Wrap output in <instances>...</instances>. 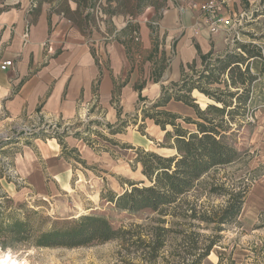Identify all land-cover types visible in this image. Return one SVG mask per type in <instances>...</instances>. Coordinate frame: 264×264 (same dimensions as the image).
<instances>
[{
  "label": "trees",
  "instance_id": "16d2710c",
  "mask_svg": "<svg viewBox=\"0 0 264 264\" xmlns=\"http://www.w3.org/2000/svg\"><path fill=\"white\" fill-rule=\"evenodd\" d=\"M81 1L85 6L88 0ZM100 0L91 4V10L77 25L83 36L90 38L93 31L90 25L98 31V22L94 10ZM248 5V3H246ZM104 13V10H103ZM84 23L87 25L85 27ZM154 29V28H153ZM138 31L128 26L116 41L122 44L130 62L133 60V50L138 52V46L133 45L132 33ZM254 38V37H252ZM202 69L196 70L197 63L187 65L182 69V78L173 84L172 90L163 88L160 98L150 107H143L128 120H122V110L117 109L118 123L104 125L99 121L90 122V126L105 129L112 137L123 134L142 115V121L151 120L166 133V144L160 145L175 152L173 156L164 157L144 149L122 146L123 149L134 150L135 163L142 168V174L151 184L142 186L128 183L130 190L122 195L110 192L108 202L115 208L132 215L147 213V224H132L129 227L116 229L111 222L100 215L90 214L71 221L54 223L47 229L37 227L34 218L37 212H28L24 206L15 207L7 194L0 193V248H13L17 245H29L34 248H65L77 249L92 244L120 243L119 255L125 251V264H203L211 255L213 249L222 241V233L241 215L245 205L248 188L231 189L227 181L216 178L217 172L234 164L239 156L238 134L241 126L233 128L227 123L230 115L240 116L243 121L254 114V93L259 85L258 80H264V46L243 44L236 42L232 52L215 57L212 52L203 55L197 47ZM159 41L154 40V48L147 61L154 62L151 80L161 82L167 66L165 53H161ZM235 61L228 79H219L218 67ZM251 61V63H249ZM144 64V63H143ZM243 68H245L243 70ZM187 71H190L189 74ZM116 86L112 96V105L120 103L121 91L127 85ZM217 84L220 87L212 88ZM146 88V81L134 87L139 93V101L145 102L142 96ZM236 89L232 91L231 89ZM197 91L213 103L202 109L196 104L192 94ZM261 105H264V85H261ZM171 101L183 103L192 108L197 117H181L167 107ZM99 107V100L95 101L90 113ZM231 110V111H229ZM41 112V107L37 110ZM141 112V114H140ZM181 120L194 131L185 129ZM78 124L72 126L73 129ZM91 127L86 134H92L103 141L118 146L113 141ZM168 127L172 130L168 131ZM141 128V132H143ZM69 128L47 134L61 147V157L67 159L71 154H79L76 148L70 149L65 139L85 142L96 153H113L107 147L94 148L92 142L84 137L83 131L70 132ZM45 130L32 133L30 139L44 138ZM13 140L2 142L0 149L13 144ZM84 164L83 161H80ZM212 173H214L212 175ZM9 182L12 178L5 176ZM207 179V180H206ZM206 180V181H205ZM199 188L201 193L190 199ZM216 197L223 203L217 206H207V202L199 201ZM25 211V212H24ZM169 226V227H167ZM171 244L172 251L166 255V248ZM223 257L219 264H222Z\"/></svg>",
  "mask_w": 264,
  "mask_h": 264
},
{
  "label": "rangeland",
  "instance_id": "374dc122",
  "mask_svg": "<svg viewBox=\"0 0 264 264\" xmlns=\"http://www.w3.org/2000/svg\"><path fill=\"white\" fill-rule=\"evenodd\" d=\"M176 2L177 0H173V3ZM225 8L227 16L230 15L229 17L234 21V27L222 33L225 50L232 52L236 42L264 46V0H228ZM151 28L153 40L159 41L161 50L158 28L156 29L155 26ZM97 32L100 33L101 40L99 48L102 47V43L109 45L115 42L117 37L124 40L121 33L112 28L108 17ZM134 34L139 35L138 42L135 41ZM91 39H86L89 49L93 47ZM132 39L133 45L137 44L139 47L141 43L139 31H133ZM56 51L57 47L53 53ZM133 53L135 55L132 57L131 65L133 68L138 67L140 74L145 77V70L141 69L142 58L138 57L136 49ZM162 53L165 52L162 50ZM72 56H80V51L72 52ZM107 60L108 57L103 56L98 57L97 60L91 55L89 58L88 70L97 71L93 85L97 91L95 95L100 97V100L98 73L101 71V66L105 68ZM98 61L102 63L101 66ZM197 63L196 70L202 69L201 60ZM187 65L177 68L173 64V76L169 73L162 81V85L156 87L151 80L153 72L147 79L144 77L140 79L135 85L146 81V91L142 93L146 99L145 102L139 101L134 85L126 92L129 95H124L123 103L112 106L101 104L100 101L101 108H94L91 113L92 104L82 99L78 104V116L71 121H66L59 116L49 119L37 116L32 120L21 119L1 123L3 115L0 113V145L7 140H13V144L0 149V193L7 194L15 207L24 206L28 212H37L39 216L33 220L35 225L42 229H47L54 223L71 221L90 214L107 218L116 229L129 227L132 224H147L149 216L147 213L135 216L122 212L108 202V198L110 192L122 195L126 190H130L128 183H143L140 187L151 185L143 176L141 166L135 163V151L123 149L122 146L141 148L147 152L170 157L175 152L160 146L166 144V133L151 120L143 122L142 115L136 123L131 121L123 134L114 137L110 136L105 129L91 127L89 124L92 121H99L104 125H116L118 123L117 107L122 110V120L130 119L144 106L150 107L160 98L163 88L172 90L173 84L181 80L182 69L187 68ZM234 65L235 61H231L219 66L217 68L219 79H228ZM129 70L125 73L126 76H130ZM187 72L191 74L190 71ZM117 82L121 85L122 79ZM258 83L254 93L255 109L253 110L255 111L252 117H247L245 121L234 114L226 118L227 123L233 128L241 126L237 137L240 156L234 164L217 172L216 176L218 179L227 181L228 188H235V190L248 188V196L240 217L222 233L220 245L213 249L210 257L203 264H219L221 257H223L222 264H264V105L260 102L261 85H264V80L259 79ZM218 87L220 86L217 84L212 85V88ZM192 97L202 109L213 103L197 91L192 94ZM166 110L181 117L197 119L194 110L183 103L171 101ZM178 123H182L185 129L195 130L193 126H188L181 120ZM74 124H78L75 129L72 128ZM88 127L99 131L107 140L113 141L118 146L92 134H86ZM142 127H144L143 132L140 131ZM65 128H69L72 132L83 131L84 137L92 142L94 148L107 147L113 156L110 153H96L85 142L68 137L65 142L70 149L76 148L79 154H71L67 159L62 158L58 142L50 139L47 134L63 131ZM40 129L45 130L44 138L30 139V135L33 132H39ZM171 130L168 127V131ZM38 140L49 146L50 158L45 157ZM57 173H60L63 178L69 174V180L66 183L62 182L56 178ZM4 175L11 177L12 182L4 178ZM200 193L201 190L197 188L190 199L194 200ZM199 201L207 202V206L223 203L220 198H205L204 195L199 197ZM120 250L118 242L95 243L77 249H39L29 245H17L13 248H0V256L18 264H125L122 261L126 256L125 251L119 255ZM171 251V244H169L166 255L169 256Z\"/></svg>",
  "mask_w": 264,
  "mask_h": 264
},
{
  "label": "crops",
  "instance_id": "0c3cea01",
  "mask_svg": "<svg viewBox=\"0 0 264 264\" xmlns=\"http://www.w3.org/2000/svg\"><path fill=\"white\" fill-rule=\"evenodd\" d=\"M207 1L100 0L104 15L116 32H125L129 25L139 31L141 43L137 55L142 58L144 77L138 67H132L125 47L119 42L102 43L99 48L100 33L92 25L89 29L93 31L90 37L93 47L89 49L87 46L86 39L90 38L82 35L77 21L83 20L95 0H88L87 6L78 0H0L1 123L32 120L37 116L45 119L59 116L71 121L78 116V104L82 99L93 106L98 97L93 85L97 71L88 70L90 55L96 60L100 56L108 57L105 68L98 61L101 66L98 73L101 94L98 108H101L100 101L101 104L112 105L113 92L120 85L117 82L119 79H122V84L126 79L128 81L121 91L120 103H123L124 95H129L126 92L153 72L154 62L147 61L154 48L153 23L159 25L162 46L159 59L162 50L168 58L163 78L158 84L153 82L154 87L162 85L169 73L173 76V64L180 68L191 62L197 63L200 60L197 47L203 55L210 52L215 57L225 55L228 51L222 37L224 31L212 34L206 18L199 11L180 12L181 7ZM27 28H30V38L25 44L23 36ZM49 39L57 47L55 54H49L44 46ZM74 51H80V56H72ZM9 61L13 62V66L1 70V66ZM127 70L131 78L125 75ZM39 107L40 113L37 112ZM37 142L41 143L45 157L50 158L49 146L42 141ZM69 177V174L66 178L56 174V178L64 183Z\"/></svg>",
  "mask_w": 264,
  "mask_h": 264
},
{
  "label": "built area",
  "instance_id": "2783aa9c",
  "mask_svg": "<svg viewBox=\"0 0 264 264\" xmlns=\"http://www.w3.org/2000/svg\"><path fill=\"white\" fill-rule=\"evenodd\" d=\"M227 3L228 0H209L200 5L191 4L187 8L181 7L180 12L184 14L188 10L199 11L206 18L211 33L216 34L221 31H229L234 27V21L225 13V9H226L225 7L227 6ZM93 12L96 16L99 27H101L105 23V20L107 19V17L103 13L102 4L98 3ZM153 26H155V28H158L159 25L158 23H153ZM134 36H135V41L138 42L139 35L134 34ZM29 38H30V28H27L23 36L25 44L29 42ZM44 46L49 54L51 53L55 54L53 52L55 51L56 46L52 41V39H49L46 42V44H44ZM12 66H13V62L11 61L5 62L1 66V70L5 71L8 68H11Z\"/></svg>",
  "mask_w": 264,
  "mask_h": 264
},
{
  "label": "bare ground",
  "instance_id": "6f19581e",
  "mask_svg": "<svg viewBox=\"0 0 264 264\" xmlns=\"http://www.w3.org/2000/svg\"><path fill=\"white\" fill-rule=\"evenodd\" d=\"M162 133V132H161ZM0 264H18V263H14V262H10L7 258H5L4 256H0Z\"/></svg>",
  "mask_w": 264,
  "mask_h": 264
}]
</instances>
